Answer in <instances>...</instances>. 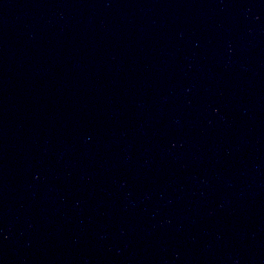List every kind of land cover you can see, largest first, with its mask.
Instances as JSON below:
<instances>
[{"label": "water", "instance_id": "1", "mask_svg": "<svg viewBox=\"0 0 264 264\" xmlns=\"http://www.w3.org/2000/svg\"><path fill=\"white\" fill-rule=\"evenodd\" d=\"M0 264H264V0H0Z\"/></svg>", "mask_w": 264, "mask_h": 264}]
</instances>
